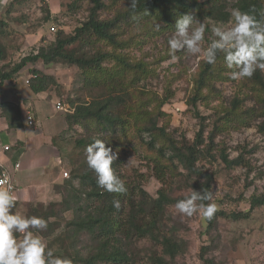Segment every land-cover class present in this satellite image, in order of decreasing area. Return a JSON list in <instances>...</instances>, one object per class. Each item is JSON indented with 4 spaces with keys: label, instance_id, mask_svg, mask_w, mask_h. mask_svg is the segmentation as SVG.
I'll return each instance as SVG.
<instances>
[{
    "label": "rangeland",
    "instance_id": "rangeland-1",
    "mask_svg": "<svg viewBox=\"0 0 264 264\" xmlns=\"http://www.w3.org/2000/svg\"><path fill=\"white\" fill-rule=\"evenodd\" d=\"M224 1L228 4L227 11L231 15L236 0ZM103 3L106 8L98 13L97 18L106 21L113 19L124 7L125 0H103ZM91 6L90 0H0V21L6 25L0 36V43L4 49L1 66L9 69L23 58L36 54L40 47L55 42L57 36L63 39L78 35V38L66 47V52L71 55L78 54L84 42L89 40L90 45L96 48L101 46L104 51H111L110 46L95 41L94 36H88L89 33L77 32L82 23L88 21ZM195 19L208 26L205 33L206 46L209 42L208 37L211 36V28L219 24L229 27L231 16L227 22L213 21L205 16ZM147 27L132 23L129 26L124 24L121 28L124 33L118 39L129 36L131 40L127 48L118 51L126 54L130 64L140 63L146 68L144 77L128 85L126 90L130 92L136 89L137 98L148 110L156 104H149V100H153L155 96L160 100L166 98L167 100L160 106L161 115L154 113L151 117H156L158 126L168 123L167 131L174 133L176 139L184 135L187 141H191L202 129L203 142L199 146L201 154L196 167L214 176L211 190L214 196L210 203L217 205L218 212H246L249 209V198L254 194H260L264 189V135L257 130V126L264 118L257 116L260 105L251 89L253 88L251 82L247 81V78L232 79L230 73L233 70L226 68L223 54L220 53L221 60L218 61L220 77L205 81L206 84L199 91L202 98L196 101L195 108L190 107L187 103L198 87L197 76L200 66L204 63L203 59L178 52L177 59L173 60L167 45L173 32L168 30L160 32L153 26ZM52 28L54 30H51ZM104 65L110 66L109 62ZM32 70L52 77L54 83L46 91L34 94L29 84L25 83L27 79L31 81L36 78ZM131 75L136 76L133 72ZM88 83L81 70L75 66L65 63L44 65L40 60L36 63L28 62L17 77L2 84L0 104L19 107V110L21 108V118L29 112L39 132L42 131L45 135L48 130L46 135L48 138L43 144H49L50 149L60 158V171H66L68 177L75 156L79 155L85 159L84 148L77 150L76 141L91 132L108 143L113 142L117 147L115 150H124L120 158L122 177L133 184H140L150 197L156 199L157 190L162 185L155 179L150 166L142 158L146 150L135 140L138 134L133 129L134 116L129 115L127 110L122 112L124 104L112 106V109L116 115L115 109L121 108L120 112L118 110L117 112L123 117L124 122L130 123L128 140L121 138V133L113 135L110 129L100 128L96 134L94 129L92 132L82 125L68 124L67 115L73 114L77 105L87 106L95 99L104 97L102 84L99 85L101 87H94ZM111 96L117 100L120 93L112 91ZM57 102L63 105L61 110L56 109ZM124 103H127L125 109H128L129 104H135L134 100L130 99H125ZM250 110H253V116L248 118ZM0 122L1 125H7L1 117ZM20 129L30 135L29 137L33 136V127L21 124ZM7 139L3 138L0 144L6 142L10 144ZM143 139L144 142H148L150 137L144 135ZM135 143L136 147L133 146ZM45 145L39 146V149H43ZM207 149L210 153H206ZM15 153L16 149L12 147L8 156ZM177 173L181 179L169 177L163 189L171 200L177 199L178 202L189 197L191 195L189 189L194 190L201 180L197 176L189 180L187 171L181 166L177 168ZM61 199L57 195L55 200L51 201L45 199L41 202H20L14 212L25 216L29 204L48 206ZM175 204L167 206L165 210L164 231L165 233L174 231L177 237L187 243V248L176 258L174 264H201L199 254L203 247L208 249L206 257H212L222 264H264V206L256 208L248 219L233 221L218 218L215 225L208 228L207 220L199 213L191 217L184 216L177 212ZM53 213L57 214L56 218L50 217L48 221L57 223L60 228L56 225L39 233L52 251L59 249L62 244L60 241L63 239V226L66 221L72 219V212L62 211L60 207H56ZM50 230L52 233H46ZM82 241L85 243L84 247L89 250L87 237H82ZM132 243L139 253L137 264H154L150 257L159 255L158 241L143 236L133 238ZM83 253L86 254V251Z\"/></svg>",
    "mask_w": 264,
    "mask_h": 264
},
{
    "label": "trees",
    "instance_id": "trees-1",
    "mask_svg": "<svg viewBox=\"0 0 264 264\" xmlns=\"http://www.w3.org/2000/svg\"><path fill=\"white\" fill-rule=\"evenodd\" d=\"M90 1L92 6L89 10L88 21L82 23L77 32L89 33L88 36H94L95 41H101L110 46L111 51H104L101 46L96 48L90 45L91 41L89 40L84 42V46L78 54L71 55L66 52V47L70 46L78 38V35L63 39H59L57 36L55 42L46 47H40L36 54L23 58L8 69L1 66L4 49L0 43V87L4 82L17 77L28 62L36 63L40 60L44 65L65 63L77 67L84 74L88 84L94 87L103 85L102 94L104 97L95 99L87 106L77 105L74 113L67 115L68 124L82 125L92 132L94 129L96 134L100 128L110 129L113 135L121 133V138L128 140L130 123L123 121V117L119 114L121 108L115 109L116 115L112 109V106H123L124 104L122 112L127 110L129 115L134 116L133 129L138 134L135 140L137 144H140L139 146L146 150L142 158L150 166L153 176L162 186L157 190L155 199L150 197L140 184H133L123 178L120 172V158L124 150H115L117 147L113 142L108 143L103 140L106 147H110L117 153V159L113 162L112 168L123 181L127 189L125 193H109L98 187L95 172L88 168L85 159L76 155L72 161L70 177L62 178L59 184L53 186L55 193L62 198L61 201L48 206L29 204L25 216L45 219L49 229L58 225L48 221L50 217L56 218L57 214L53 213L56 207H60L62 211L72 212V219L66 221L62 229L63 239L60 241L62 244L58 250H53L54 255L69 258L72 260V264H137L139 253L132 240L143 236H149L152 240L159 242V255L150 257L154 264H174L176 258L185 252L187 243L177 237L174 231L170 233L164 231L166 227L163 222L165 210L167 206L177 203V199L171 200L163 188L168 183L169 177L175 176V179H181L177 173L179 166L187 171L189 180L194 176L200 178V183L194 187L196 192L211 191L214 176L196 167L201 154L199 146L203 142L202 129L191 141H187L184 135H180V138L176 139L177 136L174 133L167 131L168 123L165 122L158 126L156 117H151L154 113L161 115L160 106L164 104L166 98L160 100L155 96L153 100H149V104H156L148 110V108H144L145 104L137 98L136 89H132L130 92L126 90L128 85L144 77L146 68L140 63L130 64L126 54L118 51V49L121 50V48L129 46L131 37L128 36L125 39H118V37L124 33V30H121L122 26L124 24L129 26L132 23L153 26L160 32L165 30L174 32L176 19L183 15L194 18L205 16L213 21L227 22L231 16L227 11L228 4L224 0H137L136 7L133 9L129 6V0H125L124 7L116 13L113 19L103 21L97 18L98 13L106 8L103 0ZM234 8L264 20V0H236ZM5 27L3 21H0V36L5 31ZM220 60L221 56L218 54L214 64L204 62L200 66L197 76L198 87L192 98L188 100L187 105L195 108L196 101L202 98L199 91L206 84L205 81L220 77L218 68ZM106 62H109L110 66L104 65ZM32 72L36 78L29 81V88L34 94L46 91L54 83L52 77L36 70H32ZM131 72L137 77L131 75ZM247 79L251 82L253 86L251 89L260 105L257 116L264 118V72L257 69L253 76ZM112 91L120 93V96L117 97L119 99L116 100L114 96H111ZM125 99L134 100L135 104H129L128 109H125L127 105L124 103ZM0 111V117L6 121L8 130L21 127L19 107L0 104ZM133 111L139 112L133 114ZM248 113V118L253 116V110ZM195 114L198 118L197 112ZM257 130L264 135V120L257 126ZM144 133H148L150 137L148 142H144ZM95 139L101 138L90 132L86 137H81L76 141V149L83 147L85 151L86 147ZM137 144L135 143L133 146L136 147ZM209 151L207 149L206 153H210ZM20 202L16 199L15 207L12 209L13 214ZM204 203H210V201ZM248 203L249 209L246 212L216 211L212 219L207 220L208 228H212L218 218L233 221L248 219L256 208L264 206V189L260 194L252 195ZM57 228L60 226L58 225ZM46 233H52V230ZM82 237H87L89 250L84 247L85 243L82 241ZM207 250L206 247L200 250L201 264H222L221 261L212 257H206ZM83 251H86V254Z\"/></svg>",
    "mask_w": 264,
    "mask_h": 264
},
{
    "label": "clouds",
    "instance_id": "clouds-1",
    "mask_svg": "<svg viewBox=\"0 0 264 264\" xmlns=\"http://www.w3.org/2000/svg\"><path fill=\"white\" fill-rule=\"evenodd\" d=\"M136 3L137 0H129V6L133 9ZM174 27L167 41L173 60L177 59L176 53L182 52L186 56L199 57L207 64H214L217 55L222 53L226 68L233 70L230 75L234 80L251 78L257 69L264 70V20L258 19L256 15L233 9L230 26H213L206 46L208 26L200 20L183 15L176 19ZM25 117L23 121L28 126ZM33 122L34 125L28 127L37 129L34 119ZM144 135L147 137L148 133ZM8 147L10 151L12 147ZM116 159L117 153L106 147L102 139H95L85 149V162L95 172L97 186L109 193H125L127 189L123 181L112 168ZM3 170H0V174ZM61 178H68V173L62 171ZM15 190V185L13 192L10 183L0 180V264H72L71 259L54 255L40 236V231L46 230L48 226L45 219L12 213L16 204ZM189 191V197L174 205L177 212L187 217L199 213L206 220H211L217 205L204 202L211 201L214 192H196L191 188Z\"/></svg>",
    "mask_w": 264,
    "mask_h": 264
},
{
    "label": "crops",
    "instance_id": "crops-1",
    "mask_svg": "<svg viewBox=\"0 0 264 264\" xmlns=\"http://www.w3.org/2000/svg\"><path fill=\"white\" fill-rule=\"evenodd\" d=\"M23 119L21 118V122L26 126ZM3 121L5 120L3 119ZM20 128L8 130L7 125H1L0 122V143L3 138H8L7 140L10 142V144L7 142L0 144V170L3 168L10 173L16 187L14 195L18 201L55 200L58 194L55 193L53 186L62 181L59 167L61 161L50 149L49 144H43L48 138L46 136L48 130L45 128L47 132L44 135L42 131L39 132L38 129H34L33 136L29 137L30 135H27ZM37 140L39 141L37 142ZM10 145L16 149L13 156H8L10 151H3L4 146ZM41 145H45L43 149H39ZM16 164H19L17 170L14 169Z\"/></svg>",
    "mask_w": 264,
    "mask_h": 264
},
{
    "label": "built area",
    "instance_id": "built-area-1",
    "mask_svg": "<svg viewBox=\"0 0 264 264\" xmlns=\"http://www.w3.org/2000/svg\"><path fill=\"white\" fill-rule=\"evenodd\" d=\"M51 30H54V29L52 28ZM25 83L28 84L29 83L28 80H26ZM62 107H63V105L60 102H57L56 103V109L57 110H61ZM25 122H26V124L28 126H33L34 125L33 117H32V115L29 112H27V114H26ZM3 150L4 151H8L9 150V147L8 146H5L3 148ZM18 167H19V164H16L15 165V169H17ZM63 176L64 177H67V174L66 173H63ZM0 180H5L6 183H10L12 185L13 192H14V185H13L12 179H11L10 174L7 171L3 170L1 172V174H0Z\"/></svg>",
    "mask_w": 264,
    "mask_h": 264
}]
</instances>
